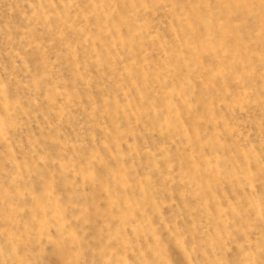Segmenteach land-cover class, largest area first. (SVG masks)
<instances>
[{"label": "rangeland", "instance_id": "rangeland-1", "mask_svg": "<svg viewBox=\"0 0 264 264\" xmlns=\"http://www.w3.org/2000/svg\"><path fill=\"white\" fill-rule=\"evenodd\" d=\"M0 264H264V0H0Z\"/></svg>", "mask_w": 264, "mask_h": 264}]
</instances>
